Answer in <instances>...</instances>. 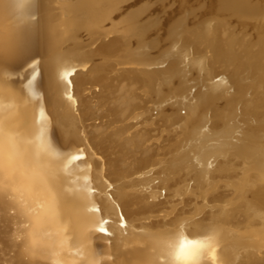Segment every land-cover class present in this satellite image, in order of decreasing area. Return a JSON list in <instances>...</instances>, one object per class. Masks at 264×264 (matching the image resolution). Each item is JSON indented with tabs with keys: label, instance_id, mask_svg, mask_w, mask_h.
I'll return each mask as SVG.
<instances>
[{
	"label": "bare ground",
	"instance_id": "obj_1",
	"mask_svg": "<svg viewBox=\"0 0 264 264\" xmlns=\"http://www.w3.org/2000/svg\"><path fill=\"white\" fill-rule=\"evenodd\" d=\"M129 2L38 0V21L32 28L18 32L9 16H0V25L7 30L11 40L18 41L29 50L30 55L41 61L37 90L42 93L43 106L51 121L49 135L61 150L72 151L80 144L89 156L87 148L92 144L99 146V142L110 139L112 149L119 146V139L116 141L110 138L112 134L106 131L95 133L91 126L89 135L84 128L81 134L78 133L79 128L74 126L73 115L77 102L83 99L79 89L81 84L89 82L97 85L96 95L99 97L110 90L113 82L109 84L108 80L119 78L124 82V87L131 82L139 83L133 95L127 94L136 102L129 108L107 114L104 121L106 127L118 130L125 124L143 119L146 126L153 128L158 120H165L168 126L165 134L177 132L172 143L174 157L165 164L169 170L183 165L188 168L189 174L193 173L201 180L208 181V172H211L209 164L212 166L216 161L222 162L231 155L246 160L245 165L236 172L235 185L241 195L239 201L246 204L253 214L251 216L258 217L261 224L249 231H237L228 246H225L218 242L215 227L203 218H198L199 214L195 216V213L169 211L170 209L153 212L134 210V203L129 204V198L143 190L153 193L154 188L166 185L167 179H159L151 174V159L138 161L136 168L130 171L128 159L121 151L119 160L112 161L99 157L104 154V148L98 150L97 156H89V174L92 171V188L95 190L91 199L100 209L98 215L108 221V234L91 232L88 250L94 249L104 256L103 264H161L158 260L160 246L157 237L174 234L184 222L189 236L204 235L210 229L215 231V255L211 256L212 260L222 264L230 256V248L245 249L243 239L249 234L255 233L264 238V115L255 123L249 119L246 123H241V115L246 112L243 102L249 100L250 94L238 90V86L247 82L253 72L258 77L256 84L261 86L260 83L264 81V51L261 48L251 50L246 63H240L228 75H222L216 67L222 62H232L236 55L232 42L237 34L227 38L224 43L221 37L222 26L216 16L225 15L228 21H236L237 27L244 24L243 32L256 34L264 31V3L255 4L252 0H156L128 9ZM59 3L61 8L55 10L54 4ZM117 16L125 35H109L106 39H99L105 33V28H102L104 20H112V32L116 25L113 19ZM194 22H198L199 29L193 37H187L185 28ZM81 28L88 30L89 37L93 40L92 46L87 50L77 48ZM239 36H236L237 41ZM253 37L255 39L256 36ZM201 40L207 42L203 48H199L197 44ZM255 41L260 45L264 43L262 38ZM250 45L251 43L248 45L249 49ZM150 46L154 48L151 49ZM162 46L164 49H161ZM150 50L159 51L151 54ZM58 56L68 58L78 65L71 78L72 94L77 98L74 104L64 96L63 86L56 81L53 69L54 58ZM25 68L22 55L6 57L0 63V74H9L11 86L27 95L24 85L29 73ZM112 86V90H117ZM121 86L123 89V85ZM112 90L107 94L110 95ZM111 94L115 97L114 93ZM137 99H141L144 104H137ZM117 102L119 103L118 99ZM216 107L223 109L219 113L214 112L213 117L215 115L217 118L211 121L209 118L212 109ZM20 111H26L23 105ZM258 111L264 113V108H259ZM254 127L259 132L254 133ZM35 130L29 117L26 132L33 135ZM162 135L164 136L160 132L156 139ZM251 178L254 179L253 183L249 181ZM103 179L117 187L111 198L97 196L98 192L105 189ZM62 181L70 186L71 176H63ZM180 189L185 193V186ZM221 202L223 207L218 209L220 211L216 216L225 220L230 215V199L222 197ZM81 203L71 195L62 197L59 202L61 219L67 220L71 209ZM121 214L127 222L126 227L120 224ZM26 222L27 218L21 214L19 203L7 196H0V264H52L50 257L39 253L35 256L24 254L25 239L19 234L28 231L23 227ZM67 227V235L75 245L79 229L74 223H68Z\"/></svg>",
	"mask_w": 264,
	"mask_h": 264
},
{
	"label": "snow or ice",
	"instance_id": "obj_2",
	"mask_svg": "<svg viewBox=\"0 0 264 264\" xmlns=\"http://www.w3.org/2000/svg\"><path fill=\"white\" fill-rule=\"evenodd\" d=\"M37 9L38 0H0V16L11 17L18 32L37 23ZM13 55L24 57L29 76L24 85L25 95L11 86L9 74H0V196L17 201L21 214L27 218L23 227L28 231L19 234L25 239L23 252L26 256L39 253L50 257L52 264H103L104 256L94 249L88 250L91 232L108 234V221L98 215L100 209L91 199L95 191L91 187V166L80 167L79 162L85 159L83 149L65 151L53 143L49 135L51 121L43 106L42 93L37 90L41 61L18 41L11 40L0 25V63ZM77 68L68 58H54L56 81L73 104L76 101L71 78ZM21 105L26 111H20ZM29 117L36 129L33 135L26 132ZM63 176H71L70 186L63 183ZM66 195L82 203L73 207L67 220H63L59 202ZM68 223L79 229L75 245L67 235ZM126 223L121 214L120 224L126 227ZM185 229L182 222L174 234L157 237L161 264H202L207 255L214 257V230L193 237Z\"/></svg>",
	"mask_w": 264,
	"mask_h": 264
},
{
	"label": "rangeland",
	"instance_id": "obj_3",
	"mask_svg": "<svg viewBox=\"0 0 264 264\" xmlns=\"http://www.w3.org/2000/svg\"><path fill=\"white\" fill-rule=\"evenodd\" d=\"M129 1H130L129 4H127L129 5L128 9L129 8L131 9L133 7L135 8L137 6H140L142 3L146 1L153 3L156 0H138V1L129 0ZM252 2L255 4H257V2L264 3V0H252ZM260 6H263V5L260 4ZM53 8L55 10H59L61 8V4L60 3L54 4ZM224 16L225 15L216 16L222 26L221 37L223 39V42L226 43L227 38H229L230 36H235L237 34L236 36L238 38V36L240 35L239 36L240 38L238 39V41L236 40L237 38L235 36V41H233L234 44L232 42V47H233L232 49L237 56L235 55L233 57L232 62H224V63L222 62L220 63L219 66H217L218 68L216 67V69L219 70L222 73V75H228L231 72V70H233V68H236L237 65H239L240 63H246L248 61L251 50H257L258 48L259 49L261 48L264 51V43H261L262 45H260V43L259 44L255 43L256 42L255 40H257V38H262L264 40L263 38L264 31L258 32L256 34L245 32V31L243 32L242 29L244 27L243 26L244 24L239 25L238 23L239 25L238 26L239 28H238L236 21H230V20L228 21L226 19L228 17L226 16L224 17ZM206 18L207 16L204 17V19ZM104 21L105 22H103V27L102 26L101 27L103 29L105 28L104 30L106 34L102 33L99 39L101 40L103 38L106 39L107 36L109 37V35L110 36L125 35V33L123 32L124 30H122L121 24H118V21H119L118 16L117 18L115 17V19H113L116 25L114 26L115 28L113 29L112 32L110 31V28H113V26L111 25L112 20L109 19L108 21L106 20ZM185 29H186L185 31L186 36L193 37V34L199 29V24L198 22H194L190 24L189 26H187V28ZM233 31H236V32H233ZM88 32H89L88 30H84L82 28L79 30L78 39L80 42L77 44V48L87 50L89 49L88 48L89 46H92L93 40H91V38L89 37ZM251 34L255 35L257 38L255 37L254 39L253 35ZM250 43L251 45L249 49L248 45ZM197 44L199 48H203L205 47V45H207V42L204 40H201L199 41V43L197 42ZM163 47L164 46H162L161 49ZM150 48L153 49L154 47L150 46ZM158 51L159 50L151 52L150 50V53L157 54ZM256 79H258L257 74L253 72L250 74V77L247 82L238 86V90L247 91L250 94L249 100L243 102V105L245 106V111H246L245 113L241 115V118H242L241 123L243 124L246 123L248 119L252 120L255 123L256 121H258L260 116L264 115V113H259L258 111L259 108H264V81L260 83L261 84L260 86L256 84ZM121 80L122 79H119V78H113L111 80H108L110 82L109 84L113 82L111 86L113 85L112 87L113 88L116 87L117 90L116 89H115L116 91L112 90L110 86V90L108 89L109 91L107 90L106 93L104 92L103 95H99V97L98 95H96L97 90H98L97 85L93 83L91 84L89 82L88 83L84 82L83 84H81V86H79V89L81 91V94L83 95V99H82L83 101L81 100L80 102H77V105H78V106L76 105L77 108L75 107V109H73V115H74V121H75L74 124L77 125V126L76 125L74 126L75 128L80 129V130L78 129L79 132L77 131L80 134L83 128L88 133L89 127L91 126L94 128L95 133L96 132L101 133L103 131H106L109 134H112L110 138L116 139V141L118 139L120 140L119 146L115 149L114 148L112 149L111 146L109 145L111 141L110 139L99 142L100 144V145L98 144L99 146L97 145L95 146L93 144L88 146L87 149H88L89 156L96 155L98 150L104 148V154L99 157H102V158L104 157L103 159L105 160L109 159L112 161H115L117 159L116 161H118L120 157L119 153L122 152V154L125 155V157L128 159L127 165L130 166V169H129L130 171H133L136 168L135 164H138V161L140 162L143 160L151 159V162H152L151 163V168H152L151 174H153L154 177L159 178V179H162V178L167 179L166 181L168 183L165 182L167 183L166 185L164 184V186H160L162 187L161 189L160 187L159 188L157 187L156 189L154 188L153 193H149V192L147 193L146 191L143 190V191L136 193L135 196L129 198L131 200L129 201V204L130 202L131 204L132 202L134 203L132 204L134 210H136L137 212L138 211L139 212L140 211L153 212L154 210L155 211H160V210L168 211L170 209L169 211L174 210V211H184L190 214L195 213V216L199 214V216H197L198 218H203L205 222H208V223L210 222L213 225V227H215V229L218 231V236H217L218 242L221 243V245H225V246H228L229 241L231 240V238L234 237L237 231L239 230L249 231L250 229L254 227H260V224H261L260 219H258V217L251 216L252 213L249 212L246 204L242 202L241 200L239 201V197H241V195L239 193L238 188L235 185L236 172L245 165L246 163L245 159H242L239 157L237 158L231 155L225 160H223L222 162H217V161L214 162V164L211 166V170H209L211 172H208L209 173L208 181H203L200 178L196 177L195 174L193 173L189 174L187 171L188 168L186 166L178 165L176 168H173L171 170H169L165 166V164L168 161L172 160L174 157L173 151H172V143L177 136V132H174V131H171L168 134L167 133L165 134L164 131L168 127L167 122L165 120L163 119L158 120L154 126L155 128L154 127L149 128L148 126H146V121L143 119H138L129 124H125L124 127H121L118 130H111L106 127V123L104 122L105 116L111 115L114 111H117L118 109L129 108L130 106L135 104L133 103L134 101L136 102L135 99L133 100V98H131L132 96H129L130 94L128 95L129 97L127 96V94L132 93L131 95H133L134 92L139 87V83L131 82L127 84V87H124V82ZM121 85H123L124 90L121 89L122 88ZM118 88L120 89L118 90ZM111 90H112L111 93H114L115 97H112L114 95H112L111 93L110 95L107 94ZM117 92L120 94H118ZM123 92H125L124 95H123ZM73 96L75 97V99H77L76 95L73 94ZM93 96H95L94 99H93ZM117 96L118 98H116ZM123 96H125V98ZM127 98L129 99V101H127L128 100ZM117 99L119 103L117 102ZM99 102L101 103V105ZM142 102L143 101L139 99L137 104H140V106H142L144 104ZM232 103L233 102H231V104ZM125 104H127L126 105L127 107L125 106ZM106 107L110 109L107 110ZM222 109L223 107H216L215 109H212V115L209 119L212 121L215 118H217V116L215 115L213 117L214 112L219 113L222 111ZM255 110L258 112H256ZM161 126H163L162 128L164 129L160 128ZM252 131L254 133L259 132V129L254 127ZM158 132L159 133L161 132L162 134H164V136L162 135V137H160L159 139H156L159 136ZM89 134L90 133H88V135ZM123 140L125 141L123 142ZM127 140L130 142H128ZM144 145L146 147H144ZM77 148L82 149V146L80 144H77L76 149ZM158 149L161 151V153ZM157 151L159 152L157 153ZM89 156L85 153V159L79 162V164L80 165L89 164V162L91 161V158ZM152 159L153 161L155 159V161L153 162ZM90 176H91V187H93L92 171L90 173ZM249 181L250 183H253L254 179L251 178ZM183 185L185 186V189H186L185 193H182V190L180 189L184 187ZM103 186H105V189L103 190V192L97 193V196L99 195V198L100 197L111 198L113 195H115V192L117 191V187L113 185L110 181L108 182L106 179H103ZM222 197L230 199V207H229L230 215L225 220L216 216L218 211H220L218 209L219 208L221 209V207H223V204L221 202ZM164 205H167L165 206L166 208L164 207ZM236 224H238V226ZM243 240L245 244V249L236 250V249L230 248L228 250V253L230 254V256L222 264H264L263 263L264 261V238H262L258 234L251 233L249 234L248 237H246ZM212 259L213 258L211 254H209L204 258V261L202 262V264H220L217 261H214Z\"/></svg>",
	"mask_w": 264,
	"mask_h": 264
}]
</instances>
